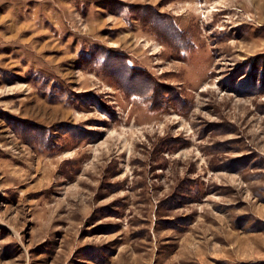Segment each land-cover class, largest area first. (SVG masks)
Instances as JSON below:
<instances>
[{
    "label": "rangeland",
    "instance_id": "374dc122",
    "mask_svg": "<svg viewBox=\"0 0 264 264\" xmlns=\"http://www.w3.org/2000/svg\"><path fill=\"white\" fill-rule=\"evenodd\" d=\"M0 264H264V0H0Z\"/></svg>",
    "mask_w": 264,
    "mask_h": 264
}]
</instances>
